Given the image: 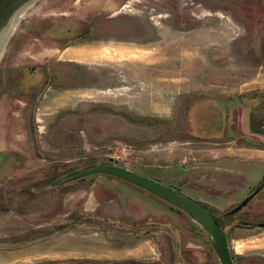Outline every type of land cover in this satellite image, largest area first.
<instances>
[{"label": "rangeland", "instance_id": "1", "mask_svg": "<svg viewBox=\"0 0 264 264\" xmlns=\"http://www.w3.org/2000/svg\"><path fill=\"white\" fill-rule=\"evenodd\" d=\"M100 1L76 0L73 12L65 9L72 0L30 4L0 51V264H220L187 213L133 183L95 174L56 189L99 163L211 209L235 264H264V0ZM71 13L94 17L77 16L80 27ZM36 19H52L41 29L59 35L88 24L95 41L64 38L57 47ZM221 165L253 172L246 183ZM29 183L45 189L40 200L4 199V185L32 197ZM258 186L241 210L222 216ZM43 206L25 221L9 213Z\"/></svg>", "mask_w": 264, "mask_h": 264}, {"label": "water", "instance_id": "2", "mask_svg": "<svg viewBox=\"0 0 264 264\" xmlns=\"http://www.w3.org/2000/svg\"><path fill=\"white\" fill-rule=\"evenodd\" d=\"M30 1L31 0H0L1 52L3 44L7 39L11 28L14 26L16 19L20 16L25 18L26 15H29L28 10L26 13L23 12L25 11V8L29 6L28 3ZM95 174H108L133 183L187 213L191 220L197 223L209 235L211 245L217 255L219 263L235 264L231 256L227 236L222 231L218 218L211 211L196 203L193 199L150 177L117 164H95L68 176L65 180L80 179ZM260 188L261 186H258L254 191L246 195L229 211V213L236 212L246 205Z\"/></svg>", "mask_w": 264, "mask_h": 264}, {"label": "flooded vegetation", "instance_id": "3", "mask_svg": "<svg viewBox=\"0 0 264 264\" xmlns=\"http://www.w3.org/2000/svg\"><path fill=\"white\" fill-rule=\"evenodd\" d=\"M37 1H42V0H31L29 3H28V5H30V4H33V3H35V2H37ZM45 1V0H44ZM66 0H64V2H65ZM76 0H72V2H68L66 5H68L67 7H65V9L67 10V11H74L75 10V7H73V6H70V5H72L73 4V2H75ZM82 2H84V1H82ZM64 9V10H65ZM63 15H61L60 17H57V18H54V21H55V24L58 22V21H60V20H62V19H65V18H63L62 16H66L64 13H62ZM74 13H71V14H69L68 15V17L69 18H72L71 20H73V22H75V24H79V26L80 27H83V26H85V24L84 23H79L78 21H76L77 20V16H80V18L81 17H83V19L84 18H87V17H92L93 15L92 14H90V13H87V14H81V15H76V14H74ZM73 15V16H72ZM94 17V16H93ZM92 17V18H93ZM37 18H39V17H37ZM52 19H48V20H46V21H39L38 19H36L35 21H33V23H32V25H33V27H35V28H38V30H39V33H40V35L43 37V39L44 38H49V40L50 41H52L53 43H55V45H57V47H60V44L61 43H63V42H65V41H63V42H61V39H64V38H73V37H75L76 39H78V40H81L80 42H83V41H85V42H83V43H87V41L86 40H91V41H95L93 38H94V36H93V34H94V30L92 29V27L90 26V25H88L87 24V26H88V28L89 29H87L86 31H83V32H81L80 30H76V29H72V31H69V30H66V31H64V33L66 34V35H59V34H51V33H47V32H44L45 30H42L41 29V27L42 26H44V25H46L49 21H51ZM85 21V20H84ZM91 21V20H90ZM81 22H83V21H81ZM88 22H89V20H88ZM46 23V24H45ZM47 26H52V25H47ZM14 27V26H13ZM12 27V28H13ZM12 28H11V30H10V32H9V35L8 36H10V34L12 33ZM101 40H103L102 42H105V40L106 41H108L107 39H101ZM70 41V40H69ZM98 41V40H97ZM68 42V41H67ZM233 105L231 104L230 105V107H232ZM234 107H236V106H234ZM237 111V107L236 108H234V110L232 111L233 112V114H235V112ZM232 114V113H231ZM260 119V118H259ZM261 122H262V120H261ZM237 130H238V127H237ZM240 130V129H239ZM258 130L261 132L260 134H261V137H262V139H264V136H263V134H264V124L262 123L261 125H260V127H258ZM146 176V175H145ZM148 177H150V176H148ZM23 177L22 176H19V177H17V180L18 179H22ZM151 178V177H150ZM66 179V178H65ZM65 179H63V180H61L60 181V183L56 186V189H58L59 188V186H60V184H62V182H64V181H67V180H65ZM153 179V178H152ZM154 180H156V179H154ZM156 181H158V182H160L159 180H156ZM33 183V182H32ZM160 183H162V182H160ZM31 183H29L28 185H23V189L25 188V190L26 189H30V188H32L31 186H33V185H30ZM166 185V184H165ZM5 187V191H7L8 189H11V186L10 185H4ZM168 186V185H167ZM169 187H171V186H169ZM171 188H173V187H171ZM173 189H175V190H177L176 188H173ZM261 190V188L256 192V193H258L259 191ZM178 192H180L179 190H177ZM180 193H182V192H180ZM251 193V192H250ZM255 193V194H256ZM183 194V193H182ZM254 194V195H255ZM185 195V194H184ZM254 197V196H253ZM252 197V198H253ZM251 198V199H252ZM2 199V198H1ZM4 199H6V196H5V198ZM245 206V205H244ZM243 206V207H244ZM242 207V208H243ZM51 264H107V263H104V262H98V261H89V262H87V261H78V262H74V261H66V262H57V263H51ZM116 264V263H115ZM118 264V263H117Z\"/></svg>", "mask_w": 264, "mask_h": 264}, {"label": "crops", "instance_id": "4", "mask_svg": "<svg viewBox=\"0 0 264 264\" xmlns=\"http://www.w3.org/2000/svg\"><path fill=\"white\" fill-rule=\"evenodd\" d=\"M100 1V0H99ZM100 2H102V1H100ZM97 3V2H96ZM229 162H233V161H229ZM236 163H238L237 161H235ZM222 166V165H221ZM220 166V167H221ZM222 167H225V168H221L222 170H228V171H230L231 173L233 172L234 174H236V175H240V176H245V178H246V183L248 182V179H247V177L249 176V173H251V172H253V169H248V168H243V170H240V169H237V166H235V167H232V166H228L229 167V169H226V167L227 166H222ZM262 168H264V165L262 166ZM239 177V176H238ZM239 182H241V181H238L237 180V183H239ZM11 186V185H10ZM61 186V185H60ZM59 186V187H60ZM33 187H34V185H33ZM32 187V188H33ZM32 188H30V189H27V190H25V192L26 193H30V192H32L31 194H33L34 193V195L32 196V197H30V194H28L27 196H24V197H22V196H20V197H18V196H14V191H13V186H11V189H8L7 191H6V199H9V202L11 201V198H12V201L13 202H15V203H17V201L19 200V199H21V198H24V199H27V198H30V200H33L34 199V196H37L36 197V199L37 200H40L41 199V196L39 195L40 193L39 192H41V190H45V189H43V187L42 188H39V189H37V188H34V190H31ZM56 190V189H55ZM60 191H66V188L65 189H63V190H60ZM113 194H114V192H113ZM14 196V197H13ZM155 196V195H154ZM1 199V198H0ZM42 200H44L43 198H42ZM23 202V201H22ZM55 204H56V201H55ZM44 207L45 206H43L42 208H37L36 210H31V209H25V208H23V210H17V209H14V208H9V213H11L12 214V216L13 217H11V218H15V217H20V218H22V220L23 221H25V219L26 220H28L27 219V217L29 218V216L30 215H33V214H40V212H43L45 209H44ZM8 209V208H7ZM6 209V212L8 211ZM18 225V224H17ZM19 226V225H18ZM23 226H27V228H28V224L27 225H23ZM23 231V230H22ZM27 231H28V229H27ZM58 242V241H57ZM77 242V241H76ZM62 244L59 242V243H56V242H53V244H51V247H55V248H58L57 249V251L58 252H61V251H63L64 249L62 248V246H61ZM89 250H93V251H91V252H95V249H89ZM88 250V251H89ZM64 251H66V250H64ZM23 256V255H22ZM67 258V257H66ZM68 259V260H67ZM65 261H74V262H78V261H83V260H89V261H98V262H104V263H107V264H113V263H116L117 264V262H119L120 261V263H121V261L123 262V261H126V260H130V261H133V262H135L136 264H141V262H143V261H141L140 259H138V258H136V257H126V258H121V259H118V260H116V259H100V258H94V259H84V258H72V257H69V258H67ZM46 259H44V260H41L40 262H42V261H45ZM58 260H62V258H55V259H51V260H48V261H51V262H60V261H58ZM114 261V262H113ZM32 264H35V263H33V262H31ZM30 263V261L29 262H26V263H22V264H31Z\"/></svg>", "mask_w": 264, "mask_h": 264}, {"label": "trees", "instance_id": "5", "mask_svg": "<svg viewBox=\"0 0 264 264\" xmlns=\"http://www.w3.org/2000/svg\"><path fill=\"white\" fill-rule=\"evenodd\" d=\"M190 198V197H189ZM192 199V198H191ZM196 203H198L196 200H194ZM199 205H201L202 207H204L205 209H207V210H209V211H211L212 212V210L211 209H209V208H207V207H205V206H203L202 204H200V203H198ZM175 207V206H174ZM177 208V207H176ZM233 208V207H232ZM231 208V209H232ZM178 209V208H177ZM231 209H229V210H227L226 212H224V213H222V216L224 217H228V216H231V215H233L234 213H236V212H238L239 210H241V209H239L238 211H236V212H233V213H229V211L231 210ZM180 210V209H179ZM213 213V212H212ZM214 214V213H213ZM215 215V214H214ZM216 216V215H215ZM217 218H218V216H216ZM218 220H219V218H218ZM219 223H220V227H221V229H222V231H223V228H222V225H221V222H220V220H219ZM213 248V247H212ZM231 256H232V258H233V260H234V257H233V255H232V253H231ZM130 262V260H126L125 262H123L122 264H128ZM234 262H235V260H234ZM236 263V262H235Z\"/></svg>", "mask_w": 264, "mask_h": 264}, {"label": "bare ground", "instance_id": "6", "mask_svg": "<svg viewBox=\"0 0 264 264\" xmlns=\"http://www.w3.org/2000/svg\"><path fill=\"white\" fill-rule=\"evenodd\" d=\"M157 53V52H156ZM162 54V53H161Z\"/></svg>", "mask_w": 264, "mask_h": 264}]
</instances>
